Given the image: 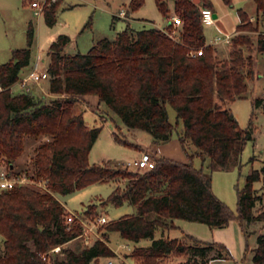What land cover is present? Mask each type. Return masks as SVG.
I'll return each instance as SVG.
<instances>
[{
  "label": "trees",
  "instance_id": "obj_1",
  "mask_svg": "<svg viewBox=\"0 0 264 264\" xmlns=\"http://www.w3.org/2000/svg\"><path fill=\"white\" fill-rule=\"evenodd\" d=\"M59 1L45 6L49 24L56 21ZM253 1L256 24L239 8V34L232 38L230 51L223 57L216 55L213 43L206 42L201 18L203 6L214 7L212 0H174L173 10L184 21L181 39L156 26L138 29L128 22L115 38L105 36L85 53H69L66 46L72 37L61 33L48 49L49 91L57 95L50 100L35 98L25 88L12 91L11 86L31 63L34 26L29 25L28 45L13 49L10 60L0 64V156L16 163L25 149L26 136L44 137L35 148L32 168L19 171L47 178L50 190L22 185L0 191V264H97L102 257L114 256V249L100 238L81 249L64 246L82 229L78 224L67 227V209L56 194L95 182L125 181L102 202H129L136 206V212L108 220L103 224L104 235L117 230L129 241L151 238V244L138 246L132 253L144 264H155L156 258L174 251L187 254L183 264H210L213 258L228 257L225 246L216 241L190 236L194 239L190 243L179 237L155 236L158 226H176V218L211 227L225 226L234 216L245 227L255 221L264 224V194L254 186L263 180L264 188V165L253 169L245 185L238 188L237 214L213 191L211 173L237 163L246 143L254 138L251 123L241 128L227 105L243 97L249 81L259 73L258 56L252 51L255 43L257 52L264 51V32L257 25L264 16V0ZM143 2L131 0L130 7L135 10ZM223 2L233 5V0ZM156 3L168 16V0ZM246 30L258 31L256 39L242 33ZM199 47H203V54H193ZM90 93L98 94L129 128L150 132L155 142L170 139L176 126L169 118L167 104H171L177 111V124L183 123L182 145L195 147L188 153L190 161L157 155L154 167L137 171L110 159L90 162V151L103 126H90L82 112L73 111L78 96ZM262 102L260 97L255 100L257 105ZM113 136L118 142L140 148L117 131ZM196 155L208 160L210 172L194 165ZM97 204L89 205L87 215ZM57 245H62L61 251L53 250ZM252 250L253 264H264V231L257 233Z\"/></svg>",
  "mask_w": 264,
  "mask_h": 264
},
{
  "label": "rangeland",
  "instance_id": "obj_2",
  "mask_svg": "<svg viewBox=\"0 0 264 264\" xmlns=\"http://www.w3.org/2000/svg\"><path fill=\"white\" fill-rule=\"evenodd\" d=\"M31 1L0 0V64L10 60L13 49L28 45V27L31 23L34 26V39L31 45L32 59L31 63L22 71L21 79L28 74L27 72L35 68L36 63L38 64L37 72L47 71L50 62L49 46L61 33H67L72 37V41L66 46V51L69 53H85L94 42L105 36L115 38L117 32L125 28L128 22L138 29L156 26L164 29L173 37L181 39L180 32L183 27V19L181 23L172 24L168 27L173 14L177 13L182 18L170 6L174 0H168L170 7L168 16L160 11L156 0H144L143 4L135 10L130 7L131 0H60L54 24H49L46 21L44 11L37 14L36 8L31 5ZM251 1L254 3L253 0ZM213 3L215 8H218L217 1L214 0ZM245 4V0H233L231 6L222 0L219 18H217L218 27L215 24L204 25L207 41H212L216 35L233 32L240 21L238 9L244 8L250 11V6ZM251 21L256 24L257 19L254 17ZM257 25L259 26V23ZM260 28L264 30V17L260 20ZM242 33L252 35L256 39L258 31L246 30ZM238 34V32L235 33V35ZM213 45L217 49L216 55L223 57L228 55L232 42L226 47L223 45L220 47L214 43ZM254 46L252 52L258 56L257 68L259 73L254 80L249 81L248 91L243 97H237L227 103L238 119L241 128L246 129L251 123L254 129V138L246 143L237 163L232 164L229 168H218L211 171L208 168V160L203 161L197 155L193 157V163L196 167L203 166L204 170L211 171L213 191L230 206L235 214L238 212V188L245 185L247 175L253 169H261L264 165V51L257 52V44L255 43ZM37 76L36 74L34 78L32 77L33 83L29 84L28 91L38 99L50 100L56 97V94L49 91V73L41 79L35 78ZM12 91L14 93L20 92V83H15ZM257 97L263 99L259 105L255 103ZM167 108L170 121L176 123V126L170 139L161 142H155L151 133L146 130L126 126L121 117L113 112L105 102L101 101L96 93L78 96L73 111L75 113L82 112L88 125L103 126L90 151V162L103 163L110 159L121 166H126L131 171H137L143 168H139L134 163L128 164V161L139 157L145 150L149 151L154 158L158 155L171 157L182 162L190 161L188 153H192L195 147L190 143L184 148L179 137L184 129L183 123L180 121L177 124V111L171 104L168 103ZM113 131L128 137L139 144L140 148L118 142L113 136ZM44 139V137H25V149L15 163L18 170L32 168L35 148ZM139 142L150 145L154 151L145 149ZM119 182L122 185L125 183L124 180L95 182L73 192L57 193L56 195L65 203L67 210H83L86 213L89 205L96 202L98 206L91 211L90 216L95 217L104 214L109 220H115L124 214L136 212V206L129 202L122 205L104 204L102 202ZM254 186L264 194L263 180L256 181ZM260 205L261 202L256 205V208H259ZM175 224L176 226L169 229L158 226L155 236H163L165 232L166 234L169 233L171 237H179L190 243L194 242L190 236L221 243L225 246L228 257L211 261L210 264H253L252 249L256 246L257 233L264 231L263 222L255 221L245 227L237 216L231 218L228 224L222 227H211L204 222L182 218H177ZM101 229L104 231L105 225ZM183 232L185 233L183 234ZM104 237L109 241V245L114 250H118L122 256H116L117 258L114 256L102 257L97 264H108L109 258L114 260L113 264H121L122 262L125 264L145 263L143 260L134 257L132 253L138 246L151 244V238L129 241L117 230L109 231ZM2 239L3 236L0 233V240L2 241ZM92 242L94 239L86 241L82 235H78L66 242L64 246L81 249ZM186 258L187 254L174 251L156 258L155 264H183Z\"/></svg>",
  "mask_w": 264,
  "mask_h": 264
},
{
  "label": "built area",
  "instance_id": "obj_3",
  "mask_svg": "<svg viewBox=\"0 0 264 264\" xmlns=\"http://www.w3.org/2000/svg\"><path fill=\"white\" fill-rule=\"evenodd\" d=\"M55 0H32L31 5L36 8V13L40 14L42 11H44L45 6L48 3H51ZM201 18L205 25L215 24L216 17L213 8L209 6H203L201 8ZM182 22V18L177 14H173L169 20V23H172L174 25H177ZM233 33H226L224 35H217L215 42H231L233 38ZM192 53L197 54H203V47L196 48L192 50ZM36 67H38V64L36 63L35 68L30 73L29 76L23 77L22 79H19V83L21 84V88L29 89V81L34 78V75H38L37 79H41L42 77H46L48 75L47 71H36ZM13 87V85L11 86ZM2 87L0 86V89ZM134 163L139 168L143 169H149L155 166V159L152 156V154L149 151H142L141 155L137 158L130 159L128 161V164ZM32 186L39 188L41 190H50L48 185V179L45 177H41L38 175H32L28 173L27 171H19L16 168L15 163H10L7 159L0 156V191L11 189L15 186ZM67 227L71 228L72 226L78 224L80 225L82 231L79 235H82L83 238L86 241H90L92 239H105L104 231H102L101 226L108 222V217L104 214L96 215L95 217H92L90 215H87L83 210H72L68 209L67 213L65 215ZM108 242V241H107ZM54 251H61L62 245H57L53 248ZM116 256H122L118 250H114ZM117 258V257H116ZM108 264H113L114 260L112 258H109L107 260Z\"/></svg>",
  "mask_w": 264,
  "mask_h": 264
},
{
  "label": "crops",
  "instance_id": "obj_4",
  "mask_svg": "<svg viewBox=\"0 0 264 264\" xmlns=\"http://www.w3.org/2000/svg\"><path fill=\"white\" fill-rule=\"evenodd\" d=\"M40 1H42V0H40ZM212 1H214V0H212ZM217 1V3H216V5H217V7L218 8H215V6L213 7V10H214V13H216V21H215V25L218 27V22H217V18H219V9H221V7H220V5H221V1L220 0H216ZM246 1V4L245 5H249L250 6V11L249 10H246V9H244V10H246L247 11V13L250 15V18L251 19H254V17L256 18V16H255V14H256V4L255 3H252V1L251 0H245ZM215 3V2H214ZM171 7H172V9H174V3L172 4V5H170ZM238 16H239V13H238ZM264 17V16H263ZM239 20H240V18H239ZM220 22V21H219ZM240 22V21H239ZM238 22V23H239ZM221 23V22H220ZM223 24V23H222ZM259 26H260V21H259ZM237 27V26H236ZM236 27H235V30L233 31V32H231V33H233L234 35H233V37L235 36V33L237 32L236 31ZM259 31H261V32H264V30H262L261 28L259 29ZM228 33H230V32H228ZM216 37H217V35L216 36H214V39H212V41H210V42H208L207 41V36H206V42L207 43H214L215 45L217 44L218 46H220V47H222V45H223V47H226L227 45H230V43L232 42H229V43H227V42H215V39H216ZM36 65V64H35ZM31 71H33V70H31ZM31 71H29V72H27L28 74H26L24 77H26V76H29L30 75V72ZM21 79V78H20ZM31 80L29 81V84H31ZM16 83H19V80L16 82ZM33 83V82H32ZM15 84V83H14ZM14 84H13V86H14ZM21 85V84H20ZM86 122H87V120H86ZM88 123V122H87ZM90 125V124H89ZM91 126V125H90ZM140 143V142H139ZM141 145H142V147H144L145 149H149V150H151V151H154L151 147H150V145H148V144H144V143H140ZM142 151V150H141ZM63 202V201H62ZM64 203V202H63ZM64 205H65V203H64ZM177 219V218H176ZM176 219H175V221H176ZM185 232H183V234H184ZM163 235L164 236H169V237H171L170 236V234L169 233H163ZM108 241V240H107ZM108 243H109V241H108ZM220 259H224V258H213V259H211L210 260V263H211V261H218V260H220Z\"/></svg>",
  "mask_w": 264,
  "mask_h": 264
},
{
  "label": "water",
  "instance_id": "obj_5",
  "mask_svg": "<svg viewBox=\"0 0 264 264\" xmlns=\"http://www.w3.org/2000/svg\"><path fill=\"white\" fill-rule=\"evenodd\" d=\"M196 2H199L200 0H195ZM217 15H216V13H215V17H216Z\"/></svg>",
  "mask_w": 264,
  "mask_h": 264
}]
</instances>
